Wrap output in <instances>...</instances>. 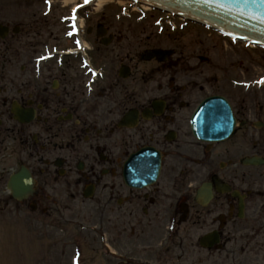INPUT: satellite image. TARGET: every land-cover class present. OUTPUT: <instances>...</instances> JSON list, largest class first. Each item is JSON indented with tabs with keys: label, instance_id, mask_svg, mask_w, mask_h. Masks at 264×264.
Segmentation results:
<instances>
[{
	"label": "flooded vegetation",
	"instance_id": "af4514ba",
	"mask_svg": "<svg viewBox=\"0 0 264 264\" xmlns=\"http://www.w3.org/2000/svg\"><path fill=\"white\" fill-rule=\"evenodd\" d=\"M103 27L107 36L119 35L108 24ZM21 29L9 34L10 50L0 58V144L11 138L24 146L35 182L21 205L52 217L69 203L84 202L80 194L91 187L90 202L108 208L124 224V264H170L165 259L171 254L186 260L183 243L192 235H197V264H239L241 254L256 258L264 251V92L258 105L249 106L241 104L236 89L218 92L232 106L238 125L221 143L197 142L189 119L211 75L183 49L175 47L165 61L144 62L139 55L124 57V39L113 37L104 46L96 38L99 51L112 53L100 54L97 65L88 53L90 68L100 71L90 84L72 56L36 62L41 45L55 42L58 34L33 24ZM20 32L35 41L25 52L16 49ZM143 147L159 154L160 174L154 185L133 189L121 181V162ZM251 158L261 164L243 163ZM202 187L210 198L198 194ZM213 233L218 243L200 247L199 240ZM165 235L172 237L169 243ZM177 237L181 242L170 247ZM135 248L145 251L140 258ZM153 254L158 262L148 258Z\"/></svg>",
	"mask_w": 264,
	"mask_h": 264
},
{
	"label": "rangeland",
	"instance_id": "374dc122",
	"mask_svg": "<svg viewBox=\"0 0 264 264\" xmlns=\"http://www.w3.org/2000/svg\"><path fill=\"white\" fill-rule=\"evenodd\" d=\"M50 1L51 12L45 15L44 11L47 10L46 0H0V24H7L10 27L15 25L23 26L25 29L28 24H33L36 27L40 25L45 33L51 31L54 34H58L55 42L50 39L52 42L49 41L48 46L71 47L72 40L68 42L63 38L66 26L60 22L59 18L67 16L73 4L79 3L80 0ZM63 2L68 3L64 6ZM91 7L94 9L93 6ZM90 8L86 9L87 11L92 10L93 14L90 16L86 15V13L83 14V12L80 13L81 18H83L82 30L86 31L85 34L81 32V35L88 47L86 52L91 55L93 61H96V65L99 64L100 54L112 53L110 50L101 49L99 51L94 42L96 39L95 25L107 23L118 32L119 35L114 37L124 38V57L131 51H133L132 53L134 51L141 52V50L146 48L145 45L149 47L158 44L160 48H173L174 43L179 41L184 46V54H188L191 58H197L198 55L206 56L214 62V65L207 66V68L205 65H201L202 68L208 69L212 75L209 80L210 88L206 86L207 93L231 90V80L233 85L241 89L239 91L242 105H254L263 96L264 86L259 89L254 86L249 87L248 82L264 75V49H251L243 42L232 43L228 38L222 37L212 30H205L195 24H187L181 31L177 30L176 33H179L173 35L174 38L171 41L169 40V35L171 34H164V31L159 34L152 25L156 15H148V19L140 23L134 20V17L129 19L119 16L118 18L115 14H118L119 5H113L109 2H106L96 14H94L95 10ZM48 23L53 29L49 26L48 30L45 31ZM90 27L92 31L87 33V28ZM19 36V39L15 42L17 50L25 52L29 45H35V41L28 42L26 40L24 32H20ZM9 44L8 40L0 42V58L5 57L9 52ZM136 46H138V49H135ZM41 49L42 45L40 51ZM221 79L227 81V83L225 84L224 82L219 87L218 85L220 84L216 80L220 82ZM250 90H254L253 94H251ZM23 147L19 144H12L11 138H7L5 142L0 144V171L9 172L12 169L15 170L19 166L20 161L25 163V156L22 152ZM6 179L7 175L0 180V190H2L0 192V264H124V251H127L128 248L126 247L128 244L125 241L128 240L124 238L122 228L124 224L119 218L111 216L107 210V215L105 213V217L102 216L103 212L99 207H95L92 202H86V204L82 205L69 203V205L71 204L69 207L72 210L66 212L64 219L76 221L74 215L79 216V218L76 221L77 226H73L69 222L63 225L71 229L63 236L59 233L55 222H53L52 227H49L50 222L42 223L43 219L36 218L37 215L35 217L30 215L24 208L19 207L16 211L14 205L6 206L4 204V199L7 197L4 192ZM61 193L67 195L68 199V194L65 192ZM89 226H95L94 233L90 231ZM76 237L80 239V244H83V246L79 247V253L75 251V244H69L70 240L73 241ZM196 237L197 235H192L191 238L187 237L184 239L186 244L184 247H186L185 250L188 255L186 260H183L184 264L186 262L187 264L191 263L190 255H193L192 264H197L195 261L197 254H194L197 249L193 246ZM156 239L157 241L159 240V238ZM181 239L177 237L175 242L169 246L172 248L177 246ZM244 240L239 241L236 250L240 249ZM133 242L139 244L142 240ZM104 245L109 251L115 252L117 255L109 257L105 253L107 248ZM134 250V255L138 258H140L139 255L145 252L140 248H135ZM138 250L139 252H136ZM258 253L256 258L252 254L248 256L241 254L239 256V264H264V251ZM171 256L172 254L165 261L175 264ZM148 258L155 262L159 261L154 254ZM224 262L229 264V260Z\"/></svg>",
	"mask_w": 264,
	"mask_h": 264
},
{
	"label": "water",
	"instance_id": "95a60500",
	"mask_svg": "<svg viewBox=\"0 0 264 264\" xmlns=\"http://www.w3.org/2000/svg\"><path fill=\"white\" fill-rule=\"evenodd\" d=\"M160 3L178 7L185 12L193 13L204 18H212L231 31L264 43V0H155ZM5 29L0 27L3 37ZM150 59L154 56L162 58L169 55V51L155 50L147 53ZM233 127L229 106L221 99L210 100L198 111L194 130L203 140H219L227 137ZM150 150H142L131 157L128 169V180L139 186L155 180L158 172L156 154ZM133 162L135 165H133ZM252 163V161H246ZM21 170L14 175L9 183L12 195L18 198L25 195L30 188L29 181Z\"/></svg>",
	"mask_w": 264,
	"mask_h": 264
},
{
	"label": "bare ground",
	"instance_id": "6f19581e",
	"mask_svg": "<svg viewBox=\"0 0 264 264\" xmlns=\"http://www.w3.org/2000/svg\"><path fill=\"white\" fill-rule=\"evenodd\" d=\"M67 3H68V2H63L64 6H65V4H67ZM104 4H105L104 1L99 0L98 5L103 6Z\"/></svg>",
	"mask_w": 264,
	"mask_h": 264
},
{
	"label": "snow or ice",
	"instance_id": "6c2138e0",
	"mask_svg": "<svg viewBox=\"0 0 264 264\" xmlns=\"http://www.w3.org/2000/svg\"><path fill=\"white\" fill-rule=\"evenodd\" d=\"M261 82H264V81H261Z\"/></svg>",
	"mask_w": 264,
	"mask_h": 264
}]
</instances>
